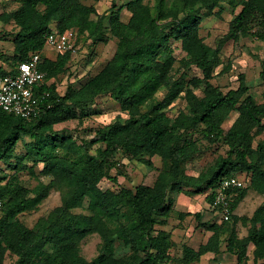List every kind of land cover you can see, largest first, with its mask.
<instances>
[{"label":"trees","instance_id":"trees-1","mask_svg":"<svg viewBox=\"0 0 264 264\" xmlns=\"http://www.w3.org/2000/svg\"><path fill=\"white\" fill-rule=\"evenodd\" d=\"M15 1L17 7L0 12V21L15 26L11 62L15 67L39 51V67L46 81H54L36 88L37 93L50 91L37 116L25 118L0 109V161L14 170L0 174V264L8 252L16 256L13 264H166L174 259L171 249L176 242L169 230L157 225L173 213L175 200L170 193L184 188L195 193L208 190L207 200L213 202L218 182L239 173L246 174L247 185L232 191L230 219L203 222L202 227L211 231L208 239L198 248L184 244L177 260L189 264L206 253L227 251L238 264H264V204L251 216L234 213L249 189L264 194V92L261 101L250 94L243 73L238 87L226 92L213 82L227 40L252 34L264 42V0H228L233 17L216 46L200 35L199 24L203 11L220 15L224 0H155L153 5L145 0L119 5L112 0L102 13L82 0ZM124 7L131 13L127 21L121 18ZM53 24L76 31L78 54L82 36L93 44L117 38L115 54L104 67L79 88L69 83L64 93L58 82L63 77L68 80L74 56L46 52ZM176 40L185 52L180 58L175 55ZM193 65L202 76L188 75ZM8 72L0 64V75ZM197 87H203L202 95ZM102 95L116 100L127 117L117 115L81 143L55 129L56 124L89 116L88 107ZM180 96L186 108L172 116L167 109ZM233 110L238 115L226 130L223 124ZM220 141L227 146L225 154L198 175L187 173L185 163L202 151L204 142ZM19 142L24 152L17 153ZM94 144L98 146L91 152ZM120 153L158 169L154 183L102 189L104 178L117 181L111 170L120 163ZM154 156L161 158L163 168L156 166ZM39 162L41 173L50 180L25 186L17 173L26 168L34 173ZM52 189L61 192V203L28 226L19 215L37 208ZM188 214L179 212V217ZM239 222L247 227L243 236ZM93 233L100 236L101 244L99 253L88 260L81 253V242ZM116 245L123 248L122 254H117Z\"/></svg>","mask_w":264,"mask_h":264},{"label":"rangeland","instance_id":"rangeland-1","mask_svg":"<svg viewBox=\"0 0 264 264\" xmlns=\"http://www.w3.org/2000/svg\"><path fill=\"white\" fill-rule=\"evenodd\" d=\"M86 4H95L99 13L106 11L112 3V0H82ZM119 5L127 3L129 0H115ZM153 5L155 0H145ZM18 3L15 0H0V12L10 11L17 7ZM222 5L225 7L223 12L218 15L215 11H203L201 22L199 24V33L204 37L205 41L211 46H216L218 42L226 35L229 29V22L233 17L232 7L228 0H224ZM240 6L236 9L239 11ZM215 10H218L216 8ZM131 13L125 7L121 10V18L127 21ZM55 27L56 25L53 24ZM15 30L13 23H3L0 21V53L3 56L0 59V64L7 70L14 67L13 56V36L12 32ZM81 51L75 55L73 61L70 63V75L68 80L63 77L59 80V90L64 93L66 87L71 83L74 87L79 88L91 76L99 72L104 65L113 57L117 49V38L110 36L105 42H97L93 44L91 39H86L82 36ZM175 47V55L180 58L185 55L181 48L180 41H173ZM46 52L54 56L56 48L48 44ZM221 63L215 69V76L213 82L218 85L224 92L229 89L236 88L239 85V74L243 73L246 77V82L249 87V93L252 94L258 101L262 100L264 92V42L256 38L254 35H243L238 40H227L222 47ZM189 76H202V71L199 67L193 65L187 70ZM195 91L202 95L203 87L195 88ZM163 93L159 92L158 97H162ZM186 108V100L184 96H180L167 109V112L175 116L179 110ZM91 114L79 121L78 119H71L55 125V129L65 135H70L78 142L90 140L94 134V130L101 126L108 124L115 120L117 115L121 114L123 118L127 117L125 112H122L116 100L109 95H102L95 99V101L88 107ZM238 111L233 110L230 117L223 124L227 130L237 117ZM264 137V134L262 135ZM24 139V138H23ZM22 139V140H23ZM24 140H29L25 137ZM98 144L90 147L91 152L95 151ZM227 146L223 142H217L209 145L204 142L202 151L196 153L191 159L185 163L187 173L198 175L214 158L220 154H225ZM23 142H19L17 146V153L24 152ZM120 163L117 168L111 170L112 175H117V181H112L104 178L100 182L102 189L119 190L121 187L135 188L139 183L153 184L158 169L150 167L149 165L130 158L123 154H118ZM157 167L163 168L164 164L159 156L153 157ZM12 162H15L12 161ZM28 166L32 164L30 160H25ZM43 163L39 162L34 166V173H31L27 168L20 169L18 174L19 180L25 186L33 188L39 182H48L50 177L41 173ZM6 172L14 173V170L4 161H0V174ZM209 191L202 193L192 192V189L184 188L180 192H171L170 195L175 200L174 210L165 223L158 224L157 228H165L172 234L175 246L171 249L174 259L166 264H185L177 260L182 255V247L184 244H190L197 247L202 241V234L206 233V229L202 227L203 222H221L220 214L212 207V202L207 200ZM61 203V192L52 189L47 198L41 204L32 210L24 212L19 215V218L32 227L41 217L48 216L54 207ZM261 204H264V194H260L253 189H249L246 196L235 208L234 213L239 215L251 216L254 210ZM82 210L78 208L77 211ZM179 212H191L183 218L179 217ZM2 212L0 211V215ZM160 220L162 217L157 215ZM238 232L241 236L247 234V227L241 222L237 225ZM202 233V234H201ZM101 244V238L98 234L93 233L88 235L81 242V253L88 260H92L98 253ZM117 254L123 253V248L116 245ZM253 251V245H250L249 254ZM16 256L7 253L4 264H13ZM264 260V259H263ZM250 261H252L250 259ZM189 264H238L237 258L234 254L227 251H221L217 254L206 253L200 260Z\"/></svg>","mask_w":264,"mask_h":264},{"label":"built area","instance_id":"built-area-1","mask_svg":"<svg viewBox=\"0 0 264 264\" xmlns=\"http://www.w3.org/2000/svg\"><path fill=\"white\" fill-rule=\"evenodd\" d=\"M48 44L53 45L60 53L70 52L75 56L79 52L78 36L73 28L61 30L54 27L47 34ZM40 57V52L34 51L27 59L9 69L8 73L0 75V109L25 118L39 114L42 99L50 96V91L37 93L36 88L43 83L54 81H46V73L39 67ZM246 185L245 173L225 176L218 182L211 205L219 212L221 220L230 219L232 191Z\"/></svg>","mask_w":264,"mask_h":264},{"label":"crops","instance_id":"crops-1","mask_svg":"<svg viewBox=\"0 0 264 264\" xmlns=\"http://www.w3.org/2000/svg\"><path fill=\"white\" fill-rule=\"evenodd\" d=\"M220 220H221V219H220ZM201 234H202V233H201ZM210 234H211V231H209V230H207L206 233L202 234V241L199 243V245H200L201 243H204V242L208 239V237H209ZM189 245H190V244H189ZM199 245H198L197 247H194V246H192V245H190V246H192V247H194V248H198Z\"/></svg>","mask_w":264,"mask_h":264}]
</instances>
